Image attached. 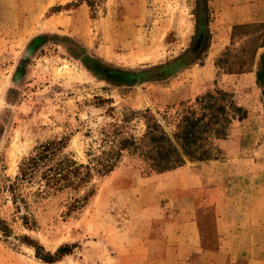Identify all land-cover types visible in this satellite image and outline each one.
Segmentation results:
<instances>
[{"label":"rangeland","instance_id":"374dc122","mask_svg":"<svg viewBox=\"0 0 264 264\" xmlns=\"http://www.w3.org/2000/svg\"><path fill=\"white\" fill-rule=\"evenodd\" d=\"M241 6L262 10L264 0H0V264H44L24 236L50 253L73 246L45 264H264V63L252 78L253 64L215 65L226 49L250 55L229 28ZM217 90L246 116L211 141L214 158L155 173L121 152L77 190L22 182L20 201L7 187L40 143L62 139L61 153L85 164L126 111L164 124L163 110ZM144 127L134 116L113 149Z\"/></svg>","mask_w":264,"mask_h":264},{"label":"trees","instance_id":"16d2710c","mask_svg":"<svg viewBox=\"0 0 264 264\" xmlns=\"http://www.w3.org/2000/svg\"><path fill=\"white\" fill-rule=\"evenodd\" d=\"M202 28V27H201ZM193 48L199 47L203 29H200ZM237 31L246 37L249 56L229 54L228 49L220 53L215 65L223 73H241L250 71L255 52L264 46V21L235 23L231 26V36ZM240 51H244L243 47ZM232 59H229L231 58ZM115 75V74H114ZM114 77L121 78L117 75ZM134 116L144 120V130L139 136L127 133L116 140V149L112 144L115 136L123 132ZM246 116L245 109L232 97L222 91L206 92L196 96L191 103L182 102L172 114L163 110L158 122L147 109L128 110L119 119V123H110L101 130L102 148L97 154H89L87 163H77L67 154L61 153L62 139H50L34 146L19 164L14 179L7 185L14 200H22L15 188L22 182L37 181V192L48 193L64 188L77 190L86 186L93 174L104 175L115 167L121 152L136 157L145 172H163L182 166L187 160H206L214 158L211 141L223 139L228 134L233 121H241ZM164 127H168L166 130ZM40 188V189H39ZM84 197H76L70 207H76ZM18 208L17 206H15ZM26 224L27 216H21ZM0 230L6 235L8 228L0 221ZM34 250V257L42 263H52L62 255L69 253L72 245L62 244L50 253L41 245L22 237Z\"/></svg>","mask_w":264,"mask_h":264},{"label":"crops","instance_id":"0c3cea01","mask_svg":"<svg viewBox=\"0 0 264 264\" xmlns=\"http://www.w3.org/2000/svg\"><path fill=\"white\" fill-rule=\"evenodd\" d=\"M255 4V2H254ZM239 11L235 9V7H232L229 12V16L231 17V21L229 23V28L235 24V23H242L247 22L249 20H263L264 19V9H254L246 6L239 7ZM248 8V9H246ZM223 37V36H222ZM264 48L260 47L258 49ZM262 63H264V55L260 54L259 56L256 54V57L254 59L253 68L254 71H250V75H248V78L254 77V75H257L260 73L259 68L261 67ZM256 70V73H255ZM249 73V72H247ZM264 79V77H263Z\"/></svg>","mask_w":264,"mask_h":264},{"label":"water","instance_id":"95a60500","mask_svg":"<svg viewBox=\"0 0 264 264\" xmlns=\"http://www.w3.org/2000/svg\"><path fill=\"white\" fill-rule=\"evenodd\" d=\"M120 77H122V78H129V76H127V75H120Z\"/></svg>","mask_w":264,"mask_h":264}]
</instances>
